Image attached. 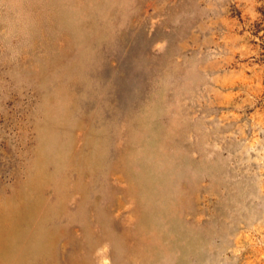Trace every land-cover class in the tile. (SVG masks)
Masks as SVG:
<instances>
[{
	"label": "rangeland",
	"instance_id": "1",
	"mask_svg": "<svg viewBox=\"0 0 264 264\" xmlns=\"http://www.w3.org/2000/svg\"><path fill=\"white\" fill-rule=\"evenodd\" d=\"M0 264H264V0H0Z\"/></svg>",
	"mask_w": 264,
	"mask_h": 264
}]
</instances>
